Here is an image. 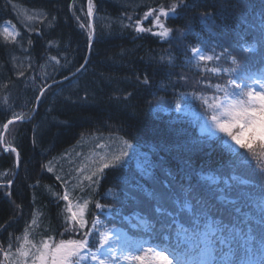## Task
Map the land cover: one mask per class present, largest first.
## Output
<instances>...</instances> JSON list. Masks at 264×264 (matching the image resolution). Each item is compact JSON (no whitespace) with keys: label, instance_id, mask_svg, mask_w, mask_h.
<instances>
[{"label":"trees","instance_id":"16d2710c","mask_svg":"<svg viewBox=\"0 0 264 264\" xmlns=\"http://www.w3.org/2000/svg\"><path fill=\"white\" fill-rule=\"evenodd\" d=\"M171 2L94 0L91 23L95 36L88 63L77 72L88 53V32L80 27L90 22L87 0H0V31L5 25L15 26L23 43L21 48L0 36V125L13 111L33 114L31 120L10 125L5 134L20 153L19 167L15 154L4 153L0 147V173H15L8 177L13 180L8 190L11 196L0 189V225L7 226L0 231V244L7 246L10 233L20 235L34 212L43 221L38 232L61 238L63 201L56 194L65 188L56 176L67 180L71 191L79 179L76 169L94 168L102 157L117 154L124 140L133 145L127 162L106 169L95 190L77 189L75 193L111 205V212L89 205L90 214L107 226L137 235L134 226L138 222L129 226L124 218L152 214L146 194L177 174L209 200L224 187L223 181L232 173L230 154L215 140L200 136V121L195 117L202 112L201 102L184 95L209 82L201 78L204 74L194 67V61L189 63V49L197 46L210 55L213 48L219 53L220 45L233 52L249 47L253 51L244 55L251 57L248 66L256 71L262 59L257 39L264 28V0H186L187 7L166 21L174 29L168 41L122 26L129 23L127 16L140 19L149 7ZM205 12L210 15H202ZM38 13L49 19L40 24L26 18ZM32 26L38 31H29ZM143 26L152 27L151 17ZM49 55L61 60L55 71L47 60ZM20 70L25 71L23 77L17 75ZM65 75L71 77L48 89L34 112L38 87ZM144 77L148 84L142 83ZM211 82H217L216 78ZM50 161L53 172L45 167ZM255 168L252 161L242 175L247 177ZM145 169H150L149 175ZM210 176L220 178V184L209 187L205 177ZM168 207L176 211L171 203ZM178 219L186 222V217ZM71 236L65 233L63 238Z\"/></svg>","mask_w":264,"mask_h":264},{"label":"snow or ice","instance_id":"6c2138e0","mask_svg":"<svg viewBox=\"0 0 264 264\" xmlns=\"http://www.w3.org/2000/svg\"><path fill=\"white\" fill-rule=\"evenodd\" d=\"M186 7V0H172L167 5L149 7L140 19L133 20L132 16H127L129 23H122V26L133 28L137 34L150 33L168 41L174 29L166 26L167 19L178 15V9ZM94 8V0H87L89 21L94 16ZM202 15L210 14L205 12ZM150 17L152 27L143 26ZM26 18L40 24L49 19L43 13ZM80 27L88 32L90 53L95 28L91 22L81 23ZM28 30L38 31L34 26ZM0 36L6 43L23 48L22 40H18L21 33L15 30V26L10 30L5 25ZM31 43L29 40L28 44ZM257 43L261 45L262 59L256 71H251L248 66L247 61L251 57L244 55L253 51L249 47L233 52L220 45L221 51L217 53L213 48L210 55L197 46L189 49V63L194 61V67L204 74L201 78L209 82L202 89L194 88L184 95L201 102L202 112L195 117L200 121V136L221 144L232 160V173L223 181L224 187L217 189L218 195L209 200L199 188L190 183L186 185L177 174L174 179L146 194L153 205V213H145L138 218L139 222L134 226L137 235L129 236L121 229L109 228L99 216L90 214L89 205L94 204L95 209L110 212L111 205L77 197L75 193L77 189L95 190L106 169L119 168L127 162L128 150L133 145L124 140V147L117 154L110 158L102 157L98 164L93 162L96 164L94 168L85 165L76 169L79 179L71 191L67 187L69 182L56 176L65 188L62 194H56L57 199L63 201L64 231L59 233L61 238L38 232L43 221L40 214L34 212L20 235L10 233L7 246L0 244V264H264V28ZM47 60L51 62L53 71L61 65L56 55H49ZM228 61L229 66L225 67L224 62ZM168 62L172 63L171 56ZM87 63L86 56L84 64L76 71L80 72ZM17 75L23 77L25 71L20 70ZM212 77L217 82H211ZM68 79L65 75L64 80ZM181 79L187 80L186 77ZM52 80V84L45 81L38 87L34 108H38L46 91L57 82L54 77ZM142 83L148 84L149 79L144 77ZM207 89H212L211 95L207 94ZM176 110L181 111L179 103ZM26 120H31L30 111H13L0 125V147L5 153L15 154L17 167L20 153L10 140L6 141L5 134L10 125ZM252 161L256 162V168L247 177L243 176L242 170ZM50 165L51 161L45 166L46 170L53 172ZM144 174L149 175L150 169H145ZM10 175L15 173H0V189L7 196H11L8 190L13 184V180L8 178ZM205 180L209 187L221 182L215 176L205 177ZM169 203L175 207V212L170 210ZM16 207L20 208L19 205ZM178 217H186V222ZM6 230V225H0V231ZM65 233L72 236L63 238Z\"/></svg>","mask_w":264,"mask_h":264},{"label":"rangeland","instance_id":"374dc122","mask_svg":"<svg viewBox=\"0 0 264 264\" xmlns=\"http://www.w3.org/2000/svg\"><path fill=\"white\" fill-rule=\"evenodd\" d=\"M7 26H9V25H7ZM4 27V26H3ZM9 28H10V30H13L10 26H9ZM3 29V28H2ZM33 115V114H32ZM32 115H31V117H32ZM134 216H136L137 218L135 219L134 218ZM133 217H131L132 219L131 220H129V219H127V218H124V220H126V223L125 224H129V226H132L133 225V221L134 222H139V220H138V215H134ZM109 228H113V226L112 227H110V226H108ZM118 229H121L123 232H125V233H127L129 236H131L128 232H127V230H125L124 228H118Z\"/></svg>","mask_w":264,"mask_h":264},{"label":"water","instance_id":"95a60500","mask_svg":"<svg viewBox=\"0 0 264 264\" xmlns=\"http://www.w3.org/2000/svg\"><path fill=\"white\" fill-rule=\"evenodd\" d=\"M88 58H89V51H88V53H87V60H88ZM74 74H76V73H74ZM73 76V75H72ZM71 76H69V78H70ZM63 81H65L64 79H61V80H59V81H57L55 84H58V83H61V82H63ZM54 84V85H55ZM35 111H36V108H35ZM34 111V112H35ZM15 163H16V161H15Z\"/></svg>","mask_w":264,"mask_h":264}]
</instances>
